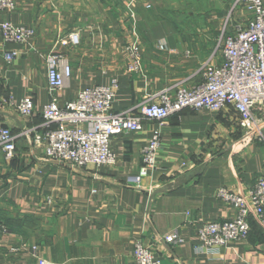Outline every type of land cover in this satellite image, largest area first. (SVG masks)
<instances>
[{
  "label": "crops",
  "instance_id": "1",
  "mask_svg": "<svg viewBox=\"0 0 264 264\" xmlns=\"http://www.w3.org/2000/svg\"><path fill=\"white\" fill-rule=\"evenodd\" d=\"M229 1L215 6L207 0L215 6L216 27L206 21L179 23L182 12L169 11L168 0H15L11 12L0 11V22L35 31L27 44H18L4 42L0 30V126L14 133L16 149L11 160L0 155V264H36L34 245L48 264H134L137 240L150 245L161 264H264V223L252 214L246 239L210 252L196 249L204 222L235 215L215 196L216 189L247 194L255 178L264 176V143L241 129L232 107L183 109L167 118L156 167L140 187L132 179L157 120L112 136L113 164L76 167L51 161L34 143L35 134L45 129L42 106L52 96L63 106L81 89L117 78L113 109L121 112L155 101L161 90L172 94L180 85L199 82ZM189 13V19L202 17ZM73 31L76 46L58 42ZM135 37L142 72L128 73L125 46ZM10 50L19 55L8 63L3 53ZM53 52L68 57L72 73L51 93L47 56ZM212 61H220V52ZM25 95L34 100L31 116L15 107ZM174 231L182 241L166 242Z\"/></svg>",
  "mask_w": 264,
  "mask_h": 264
},
{
  "label": "built area",
  "instance_id": "2",
  "mask_svg": "<svg viewBox=\"0 0 264 264\" xmlns=\"http://www.w3.org/2000/svg\"><path fill=\"white\" fill-rule=\"evenodd\" d=\"M240 6V14L233 11ZM15 0H0V11L11 12ZM234 15L231 28L228 20ZM241 18V19H240ZM217 45L201 67V80L194 85H180L171 94L161 90L156 100L137 106L136 110L117 112L113 100L119 87L117 78L106 85H92L81 89L77 96L60 106L50 98L41 109L45 122L42 133L35 134L34 143L44 150L45 158L55 162H68L76 167L87 164L96 166L113 164L115 155L111 149L112 136L124 132L139 131L144 120H157L158 128L151 133L141 149V164L132 183L140 187L156 167L160 149V128L171 115L189 109L220 111L232 107L242 130L254 139L264 143V2L263 0H236L225 19ZM4 42L27 44L35 35L32 27L15 25L9 20L0 22ZM62 45L76 46L77 32L61 37ZM163 49V46H159ZM220 52V61H212ZM16 50L3 53L10 63L18 56ZM126 71L142 72V54L138 37L125 46ZM72 68L66 55L58 52L47 56V85L51 93L62 89L65 80L71 76ZM22 116H31L34 111L32 96L25 95L16 104ZM15 135L8 128L0 126V155L11 160L15 155ZM215 196L235 209V215L225 220L204 222L198 228L199 252H210L230 242L246 239L250 232L249 216L258 217L261 223L264 214V176H257L247 194L236 193L221 186ZM4 229V228H3ZM169 243L181 242L177 232L164 237ZM36 264H48L38 254L37 246L31 247ZM134 264H161L148 244L137 240L133 244Z\"/></svg>",
  "mask_w": 264,
  "mask_h": 264
},
{
  "label": "rangeland",
  "instance_id": "3",
  "mask_svg": "<svg viewBox=\"0 0 264 264\" xmlns=\"http://www.w3.org/2000/svg\"><path fill=\"white\" fill-rule=\"evenodd\" d=\"M220 0L218 1H215V0H212V5H215V6H218V3H219ZM236 0H230L229 1V5H228V8L231 7L232 4H234ZM169 2V11L171 10H177L182 12V15L180 16V20H178V22H182L183 21H193V22H203V21H206L205 24H211L213 25L214 24V19L212 18V16L214 15L212 12H213V9L215 6L211 7L208 5L207 3V0H168ZM187 2H193L190 6L186 5ZM172 4V5H171ZM228 8L226 10H228ZM226 10L225 12L221 15L222 18L221 20L219 19V22H220V25L217 26V30H216V33L220 34V26L222 25V21L223 19L225 18V13H226ZM196 12L197 15H199L200 13L202 14V17L201 18H196V19H189L188 17V14H190L189 12ZM178 12V13H180ZM239 15H236L237 17H241L243 18L244 15L243 14H240L238 13ZM196 15V16H197ZM240 18V19H241ZM4 21V20H3ZM2 22V21H1ZM215 26V24H214ZM216 27V26H215ZM259 114H261V119H263V122H264V112H260L259 111ZM5 127V126H4Z\"/></svg>",
  "mask_w": 264,
  "mask_h": 264
}]
</instances>
